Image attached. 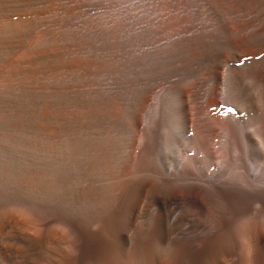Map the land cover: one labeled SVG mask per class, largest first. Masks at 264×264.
<instances>
[{"label": "rangeland", "instance_id": "1", "mask_svg": "<svg viewBox=\"0 0 264 264\" xmlns=\"http://www.w3.org/2000/svg\"><path fill=\"white\" fill-rule=\"evenodd\" d=\"M263 177L264 0H0V264H264Z\"/></svg>", "mask_w": 264, "mask_h": 264}, {"label": "bare ground", "instance_id": "2", "mask_svg": "<svg viewBox=\"0 0 264 264\" xmlns=\"http://www.w3.org/2000/svg\"><path fill=\"white\" fill-rule=\"evenodd\" d=\"M229 88H231V87L229 86ZM234 92H235V90H234ZM170 131H172V129L171 130L169 129V132ZM239 132H242V131H239ZM241 143H242V145L245 146V140L244 141L242 140ZM232 144H234V147H236V144L235 143H232ZM195 146L198 147V148H200V144H199V142L197 140L195 142ZM233 150H235V149H233ZM242 150H243V146H242ZM237 151H238V149H237ZM261 179H262L261 182L264 184V177L261 178ZM255 186L256 187H259V186H264V185H255ZM238 187L240 189V186H238ZM238 187H236L237 188V191L239 190ZM242 188H243V186H242ZM243 189L245 190L246 188H243ZM243 189H241L239 191L240 192L239 194H241V192H243ZM248 189H250V187ZM261 189H264V188H261ZM247 191L249 192V190H247ZM250 191L253 192L251 189H250ZM235 192H236V190H235ZM246 192H245V194H246ZM260 193L262 195H264V190H261ZM241 196H242V194H241ZM31 211L28 210V209H25V208H18V207L13 208V209H10V210L8 209L7 212H1L0 213V219L1 218H4V216H6V215L7 216L8 215L9 216H13V217H16V218L20 219L22 221V223H24L25 226H27L29 229L35 230L36 229V219H35V216L33 215V213ZM2 221H3V219H2ZM253 229H254L253 225H250V223H249V224H246V225L242 226L241 229H240V232H239V238H240V240H242L243 243L246 245V247H245V254H247L248 257H249L248 258V262H246V264H253L254 263V260H253V258L250 255L251 254V250H252L250 243H251V234L254 231ZM55 236H56V233L54 231H51L49 233V236L48 237L50 239V238H53ZM150 242H152V241H150ZM154 243H155V241L152 242L153 245H154ZM138 245H139V243H138ZM150 246H152V245H150ZM165 249H166V247H165ZM121 251L118 252L116 250H109V251L103 253L102 255L98 256V259L96 257L91 256L93 259H95L93 261V263H92V261H91V263L92 264H177L176 261L179 260V258H180L177 253L172 252V249H171V251H168V252H165L166 251L165 250L164 253H160V255H157V257H156L154 251L157 252V248L155 246H152L150 248L145 247V246H140V247L139 246L138 247L136 246L135 247V244H134V248L127 249L124 252H121ZM74 252H75V250L73 251L72 248H68V249H66V251L64 252V254H60V255H57V254L54 255L53 254L54 256H57V257H55L53 259L45 260V261L41 262L40 264H76L75 261L77 259H75L74 256H73L74 255ZM75 257H76V254H75ZM177 257H179V258H177ZM51 258H52V256H51ZM70 258H73L75 261H73ZM78 263H80V262H78Z\"/></svg>", "mask_w": 264, "mask_h": 264}]
</instances>
